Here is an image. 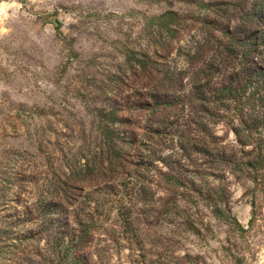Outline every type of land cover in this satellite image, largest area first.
<instances>
[{
  "label": "rangeland",
  "instance_id": "obj_1",
  "mask_svg": "<svg viewBox=\"0 0 264 264\" xmlns=\"http://www.w3.org/2000/svg\"><path fill=\"white\" fill-rule=\"evenodd\" d=\"M0 264H264V0H0Z\"/></svg>",
  "mask_w": 264,
  "mask_h": 264
}]
</instances>
